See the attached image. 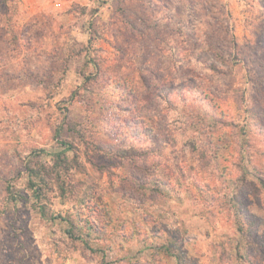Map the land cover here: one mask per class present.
<instances>
[{"label": "rangeland", "instance_id": "1", "mask_svg": "<svg viewBox=\"0 0 264 264\" xmlns=\"http://www.w3.org/2000/svg\"><path fill=\"white\" fill-rule=\"evenodd\" d=\"M0 264H264V0H0Z\"/></svg>", "mask_w": 264, "mask_h": 264}, {"label": "trees", "instance_id": "2", "mask_svg": "<svg viewBox=\"0 0 264 264\" xmlns=\"http://www.w3.org/2000/svg\"><path fill=\"white\" fill-rule=\"evenodd\" d=\"M27 171L29 173L28 175H29V179H30L31 189H33V195H34V198L36 200L35 203H36V205H39V203L42 200V186L40 183L37 182V179H39L41 181V180H43V178H41V174L38 173L39 170L32 167L31 162H29V164L27 165ZM8 189H9V194H10L12 201H16L17 198L14 195V192L12 190V186H8ZM38 208H39V211L44 214L43 207L40 205Z\"/></svg>", "mask_w": 264, "mask_h": 264}]
</instances>
